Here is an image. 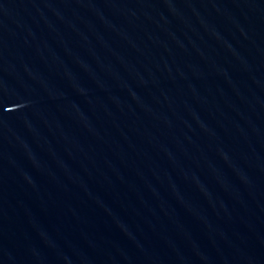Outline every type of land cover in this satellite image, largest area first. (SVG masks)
<instances>
[{"label":"water","instance_id":"water-1","mask_svg":"<svg viewBox=\"0 0 264 264\" xmlns=\"http://www.w3.org/2000/svg\"><path fill=\"white\" fill-rule=\"evenodd\" d=\"M0 264H264V0H0Z\"/></svg>","mask_w":264,"mask_h":264}]
</instances>
